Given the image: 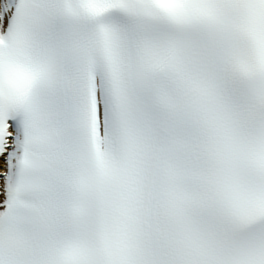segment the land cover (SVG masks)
<instances>
[{"label": "snow or ice", "instance_id": "1", "mask_svg": "<svg viewBox=\"0 0 264 264\" xmlns=\"http://www.w3.org/2000/svg\"><path fill=\"white\" fill-rule=\"evenodd\" d=\"M0 264H264V0H0Z\"/></svg>", "mask_w": 264, "mask_h": 264}]
</instances>
